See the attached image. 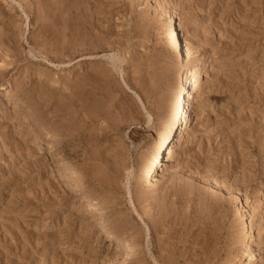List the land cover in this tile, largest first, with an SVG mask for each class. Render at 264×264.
Instances as JSON below:
<instances>
[{"label": "rangeland", "instance_id": "obj_1", "mask_svg": "<svg viewBox=\"0 0 264 264\" xmlns=\"http://www.w3.org/2000/svg\"><path fill=\"white\" fill-rule=\"evenodd\" d=\"M163 8L210 66L154 188L141 166L170 119L178 67ZM9 85L0 264H228L248 238L264 264V0H0ZM62 170L85 185L67 190Z\"/></svg>", "mask_w": 264, "mask_h": 264}, {"label": "bare ground", "instance_id": "obj_2", "mask_svg": "<svg viewBox=\"0 0 264 264\" xmlns=\"http://www.w3.org/2000/svg\"><path fill=\"white\" fill-rule=\"evenodd\" d=\"M171 9L172 8H163L159 12L161 14V19L164 23L163 39L166 44L173 49L175 59L176 61H178V67L174 73V79L176 81V94L174 96V101L171 108L170 119L167 120L160 128H158L156 136L157 142L152 148V150H150V152L147 154L141 166L142 182L148 183L154 188H157L158 185V180L156 178L155 172L158 170L159 167L163 165L164 159L169 158L171 156V152H173V148L171 146L172 141L175 138V133L179 131V133L184 137L187 134L189 135V127L191 126V118L193 116V102H195V99L196 103L202 102L200 101L201 94H197L199 84H201L200 78L202 73L207 71V68L210 66V56L208 54L202 55L201 53H199V46L197 47L194 45V43L192 44V42L188 38H185L184 42H181L179 40L178 30L179 25L181 24V20L179 21V23L177 22V19H175L176 13ZM0 90H5L3 92L9 95L8 98L13 99V97L16 95L15 91L17 90V87L15 85H9L6 87H0ZM203 99L201 98V100ZM23 102L24 101L17 100L14 104V107L16 109L21 108V104H23ZM198 116L196 117L198 118ZM186 140L184 141L186 142ZM51 143L52 142L49 141V144ZM164 150L168 151L166 157L162 156ZM159 164L160 166L158 167ZM178 166H176L175 168H177ZM59 175L61 176L65 184V188L67 190L81 188L85 185V182L82 177H69L66 174L65 170H62ZM232 193L236 199H240L238 193ZM241 204L242 205L238 208L239 215L243 219L244 228H248L251 226V222L247 219L246 212L243 211V208L247 207V201L241 200ZM102 242L104 241L102 240ZM130 242L131 240H126L127 248L122 251L121 257L127 259L132 255L134 245ZM251 242L248 238L244 243V247L246 250L243 253L234 255L228 264H259V261L257 260V255L255 253L254 245Z\"/></svg>", "mask_w": 264, "mask_h": 264}]
</instances>
